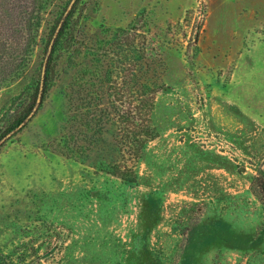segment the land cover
<instances>
[{"label":"rangeland","instance_id":"rangeland-1","mask_svg":"<svg viewBox=\"0 0 264 264\" xmlns=\"http://www.w3.org/2000/svg\"><path fill=\"white\" fill-rule=\"evenodd\" d=\"M81 25L97 41L123 30L145 49L162 85L157 137L127 161L133 183L97 169L120 160L104 123L98 149L61 155L73 79L62 64L41 109L0 146V254L13 264H264V208L250 188L264 174V0H86ZM40 49L0 89V116Z\"/></svg>","mask_w":264,"mask_h":264},{"label":"trees","instance_id":"trees-1","mask_svg":"<svg viewBox=\"0 0 264 264\" xmlns=\"http://www.w3.org/2000/svg\"><path fill=\"white\" fill-rule=\"evenodd\" d=\"M85 11L86 0H0V89L24 77L41 48L36 73L0 116V146L41 109L64 64L73 71L66 92L71 132L60 134L55 149L69 159H82L103 144L101 124L114 127L120 160H100L97 169L133 183L127 161L137 163L157 137L152 111L162 85L150 72L154 63L143 57L145 49L139 50L125 31L98 41L87 37L81 25ZM250 188L264 208L263 173ZM0 264L13 262L0 254Z\"/></svg>","mask_w":264,"mask_h":264}]
</instances>
